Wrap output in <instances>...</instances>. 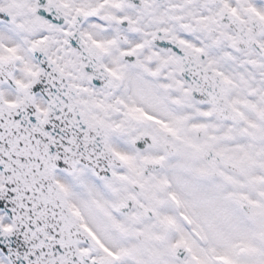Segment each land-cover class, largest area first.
<instances>
[{
    "label": "snow or ice",
    "instance_id": "6c2138e0",
    "mask_svg": "<svg viewBox=\"0 0 264 264\" xmlns=\"http://www.w3.org/2000/svg\"><path fill=\"white\" fill-rule=\"evenodd\" d=\"M0 264H264V0H0Z\"/></svg>",
    "mask_w": 264,
    "mask_h": 264
}]
</instances>
